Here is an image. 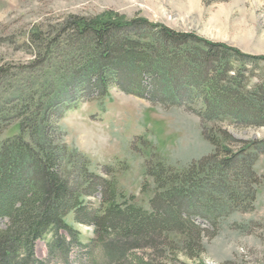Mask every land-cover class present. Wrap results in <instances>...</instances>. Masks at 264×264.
<instances>
[{
    "label": "trees",
    "instance_id": "trees-1",
    "mask_svg": "<svg viewBox=\"0 0 264 264\" xmlns=\"http://www.w3.org/2000/svg\"><path fill=\"white\" fill-rule=\"evenodd\" d=\"M57 32L50 38L43 30L32 32L29 45L34 48V63L63 47L68 53L81 51L86 64L76 59L71 65L87 96L96 93L102 98L111 86L146 89V78L155 81L150 94H163L168 86L158 81L169 79L201 92L209 120L264 127V72L259 68L264 57L145 19L127 21L113 13L91 20L69 17ZM259 69L262 75L255 74ZM6 72L8 67L0 68V80ZM28 102L21 106L25 115L19 136L0 142V219L6 221L0 229V264H44L36 259L35 245L47 235H52V259L64 257L56 259L61 263H68L77 249L85 253L80 262L86 264H169L168 260L158 262L157 253L180 249L195 258L204 252L205 230L196 223L197 217L215 227L224 211L252 210L249 188L258 181L254 166L259 156H252V144L244 142H239L243 145L238 151H229L223 141H236L226 131L211 137L215 152L189 171L150 167L148 175L155 181L157 194L150 201L151 211H146L124 196L132 204L116 203L115 184L106 180L85 174L90 195L82 192L80 183H70V171L66 170L67 177L60 171L65 150L48 134L56 131L55 106H44L35 98ZM40 125L45 126L47 140L36 148ZM26 135L32 142H26ZM95 186L102 189L100 211L86 206V196L98 192ZM71 214L77 223L94 228L92 246L83 244L80 233L66 222ZM95 245L102 253L99 263ZM143 251L153 252L151 257L157 260L146 258L145 262Z\"/></svg>",
    "mask_w": 264,
    "mask_h": 264
},
{
    "label": "rangeland",
    "instance_id": "rangeland-1",
    "mask_svg": "<svg viewBox=\"0 0 264 264\" xmlns=\"http://www.w3.org/2000/svg\"><path fill=\"white\" fill-rule=\"evenodd\" d=\"M109 13L127 21L145 19L264 57V0H0V68L9 69L0 80V142L19 136L25 115L21 106L30 99L55 106L53 114L59 117L56 131L48 134L60 150H65L62 175L67 177L65 172L70 171L69 182L80 183L88 195L91 188L86 186L85 174L106 180L115 184L116 203L130 205L128 200H132L151 211L150 201L157 187L148 169L165 166L178 173L189 171L215 152L211 137L219 130L226 131L236 141H223L229 151H238L243 145L239 142H244L252 144V156H259L254 166L258 181L249 188L252 210L224 211L215 227L213 222L197 217L196 223L205 230L204 252L199 257L190 258L188 251L181 253L180 249H165L163 255L157 253L155 257L169 264H264V127L209 120L201 92L169 79L158 81L167 84V94H150L155 81L146 78V89L129 84L126 89L111 86L102 98L96 93L87 96L71 65L76 59L86 64L81 51L68 53L63 47L58 53L43 56L41 63H34L29 41L35 29L50 38L69 17L91 20ZM259 68L264 72V62ZM263 72L259 69L255 74ZM62 110L65 113L60 116ZM43 127L37 132L36 148L46 144ZM26 139L32 142L27 135ZM95 188L98 192L86 196V206L97 211L102 210V189ZM66 221L81 233L82 242L93 245V228L77 223L73 214ZM5 223L0 219V229ZM50 241L47 235L36 243V259L59 264L62 260L56 259L64 257L52 259ZM94 253L99 263L102 253L96 245ZM152 253L143 251L140 255L145 262L157 260ZM71 254V264H79L85 253L76 249Z\"/></svg>",
    "mask_w": 264,
    "mask_h": 264
}]
</instances>
